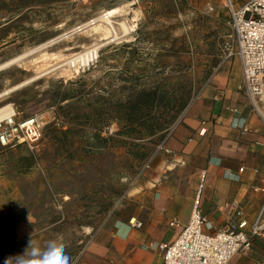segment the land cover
<instances>
[{
	"label": "rangeland",
	"instance_id": "rangeland-1",
	"mask_svg": "<svg viewBox=\"0 0 264 264\" xmlns=\"http://www.w3.org/2000/svg\"><path fill=\"white\" fill-rule=\"evenodd\" d=\"M246 1H236L234 8ZM111 9L118 10L113 17L117 25L112 26L118 37L125 35L121 23L133 31L117 43L104 46L110 32L99 24L98 29L4 66ZM218 13L230 18L224 0H0V92L62 66L89 47L103 46L98 61L84 72L71 73L65 65L12 91L16 119L43 116L45 142L0 152V264H21L23 258L69 264L92 234L88 227H96L137 183L150 178L145 165L160 135L141 143L117 137L116 118L121 117L116 103L126 101L127 91L137 86L156 88L160 97L172 91L178 117L180 106L193 95L192 40L203 37L205 29L213 35ZM106 104L109 117L93 115ZM110 123L116 125L112 135ZM66 130V138L56 137ZM95 135L114 136V141L107 149H84L101 147ZM67 153L73 157L67 159ZM25 229L30 231L26 240ZM23 250L40 254L23 257ZM238 255L245 258L244 264H264V243L256 242Z\"/></svg>",
	"mask_w": 264,
	"mask_h": 264
},
{
	"label": "crops",
	"instance_id": "crops-1",
	"mask_svg": "<svg viewBox=\"0 0 264 264\" xmlns=\"http://www.w3.org/2000/svg\"><path fill=\"white\" fill-rule=\"evenodd\" d=\"M214 17L218 24L213 35L205 29L203 37L192 40L193 95L146 161L150 178L137 183L96 227H88L92 234L76 264H163L157 246L170 245L180 235L200 185L199 208L212 231L240 222H246L249 231L256 221L264 220V122L251 112L239 61L229 56L235 48L230 18L223 13ZM29 80L20 86L30 84ZM14 92L0 98V109L11 106L16 111ZM256 107L264 111L261 104ZM43 142L42 136L38 146ZM19 146L25 147H0V152ZM17 231L18 238L21 223ZM24 233L26 240L30 231ZM36 253L40 251L21 254L36 258ZM34 261L23 258L21 264ZM244 262L237 254L229 264Z\"/></svg>",
	"mask_w": 264,
	"mask_h": 264
},
{
	"label": "built area",
	"instance_id": "built-area-1",
	"mask_svg": "<svg viewBox=\"0 0 264 264\" xmlns=\"http://www.w3.org/2000/svg\"><path fill=\"white\" fill-rule=\"evenodd\" d=\"M86 1V0H81ZM240 0H224L230 14V26L235 48L229 56H236L242 73V90L251 101V112L264 122V111L256 107V103L264 106V0H247L240 8L235 9L234 3ZM212 11V9H209ZM108 20L109 23H106ZM103 24L110 32L104 46H111L128 37L133 31L122 34L114 40L111 35L112 26L117 25L107 13L80 24L59 36L54 46L62 41L72 39ZM114 33V32H113ZM103 46H93L84 52L89 53L90 62L86 67L76 64L68 65L71 73L78 74L89 69L99 59ZM93 54L94 60H91ZM11 107V106H10ZM12 108V107H11ZM13 110V108H12ZM14 111V110H13ZM43 116L34 115L20 120L12 115L0 119V147L25 145L35 148L40 143L45 121ZM109 134L112 135L115 123H110ZM246 130H244L245 132ZM242 169L239 170V173ZM203 185H200L188 223L180 235L170 245H158L162 252L163 264H229L237 254H246L256 242L264 243V220L256 221L247 231V223L240 222L212 231V228L199 208L200 195ZM170 226H174L173 223ZM139 228L140 224H136ZM78 257L69 264H76Z\"/></svg>",
	"mask_w": 264,
	"mask_h": 264
},
{
	"label": "trees",
	"instance_id": "trees-1",
	"mask_svg": "<svg viewBox=\"0 0 264 264\" xmlns=\"http://www.w3.org/2000/svg\"><path fill=\"white\" fill-rule=\"evenodd\" d=\"M123 48H130V46H124ZM131 51L134 56L138 54L136 49H132ZM163 96L160 97L156 88L142 89L137 86L127 91V100L116 103V113L121 118H116L119 130L115 135L123 139L130 138L137 143L149 141L156 137V135H160V140H162L163 134L168 132L171 125L177 119V97L175 93L169 91ZM184 107L185 105L180 106L178 111L181 112ZM108 109V104L103 105L95 110L93 115L96 117H109L111 114ZM55 134L56 137H63L68 134V130L59 131ZM94 137L100 142L101 147L89 146V148L85 147L84 149H107L109 144L114 141V136L101 138L99 135H95ZM137 143H135L136 145L134 143L130 145L140 148ZM137 154L143 157L144 151ZM70 156L73 157V154L67 153L66 158L68 159Z\"/></svg>",
	"mask_w": 264,
	"mask_h": 264
},
{
	"label": "bare ground",
	"instance_id": "bare-ground-1",
	"mask_svg": "<svg viewBox=\"0 0 264 264\" xmlns=\"http://www.w3.org/2000/svg\"><path fill=\"white\" fill-rule=\"evenodd\" d=\"M107 15H108V18H113L115 15L117 16V14H118V10L117 9H111V10H108L107 12ZM109 21L110 20H108L106 23H108V24H112V23H109ZM119 27H120V30L122 31V32H124L125 34L129 31L126 27H124L123 26V24L121 23L120 25H119ZM99 28V25H97V26H94V27H92L90 30H95V29H98ZM89 30V31H90ZM109 31V30H108ZM111 31V35H112V38H114V40L118 37V35H117V33L115 32V30L112 28V30H110ZM114 32V33H113ZM57 39H59V37H57V38H55V39H52L51 41H49L48 43H46V44H43V45H41L40 47H38V48H36L35 50H33V51H31V52H29V53H27V54H24V55H22V56H20V57H17V58H15V59H13V60H11L10 62H8L6 65H4V66H9V65H12V64H14V63H17L19 60H21L23 57H25V56H27V55H29V54H31V53H35V52H39V51H41V50H43V49H46V48H49L52 44H54L55 42H56V40ZM103 45V44H102ZM91 60H94V56H93V54L91 55ZM90 62V57H89V53H85V52H82V53H79V54H75L74 56H72L68 61H66L65 63H63V64H61L62 66H57L56 68H53V69H51V70H49L48 72H45L44 74H42V75H40V76H37V77H35V78H32L31 80H29L28 82H32L33 80H36V79H38V78H40V77H42V76H44V75H46V74H48V73H50L51 71H53V70H56V69H58V68H62V67H64L65 65H71L72 67H75L76 66V64H78V65H80V66H82V67H86V63H89ZM27 82V83H28ZM23 84V83H22ZM19 87H21L20 85L17 87H13L12 89H9V90H7V91H4V92H2L1 94H0V98L2 97V96H5V95H7V94H9L10 92H12L14 89L16 90V88H19ZM14 90V91H15ZM14 112L9 108V107H3L2 109H0V119H2V118H4L5 116H9V115H12Z\"/></svg>",
	"mask_w": 264,
	"mask_h": 264
},
{
	"label": "clouds",
	"instance_id": "clouds-1",
	"mask_svg": "<svg viewBox=\"0 0 264 264\" xmlns=\"http://www.w3.org/2000/svg\"><path fill=\"white\" fill-rule=\"evenodd\" d=\"M33 264H40V262H38V261H34Z\"/></svg>",
	"mask_w": 264,
	"mask_h": 264
}]
</instances>
